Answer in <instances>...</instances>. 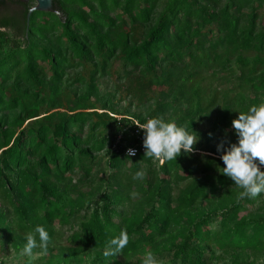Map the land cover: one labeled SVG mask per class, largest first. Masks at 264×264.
<instances>
[{
  "label": "trees",
  "instance_id": "16d2710c",
  "mask_svg": "<svg viewBox=\"0 0 264 264\" xmlns=\"http://www.w3.org/2000/svg\"><path fill=\"white\" fill-rule=\"evenodd\" d=\"M58 11L32 13L27 32L0 22L12 28L0 32V264L38 225L52 243L36 264H144L148 252L160 264H258L264 193L238 201L221 156L238 144L232 121L264 103V0H67ZM103 79L113 93L101 95ZM119 94L145 110L114 109ZM154 117L196 133L195 150L144 158L136 125ZM121 230L128 245L106 258Z\"/></svg>",
  "mask_w": 264,
  "mask_h": 264
},
{
  "label": "clouds",
  "instance_id": "9594fccd",
  "mask_svg": "<svg viewBox=\"0 0 264 264\" xmlns=\"http://www.w3.org/2000/svg\"><path fill=\"white\" fill-rule=\"evenodd\" d=\"M138 128L144 132L143 147L144 158L155 159L163 164L166 161H173L178 156L192 153L194 145L198 142V136L186 127H178L175 122H165L163 118L154 117L140 124ZM239 139L238 144L231 145L225 154L221 156L224 164L223 175L229 177L239 189H242L237 200L245 198L255 199L264 193V171L257 166L264 165V103L251 106L247 112H241L238 118L232 121ZM223 145H219L217 151ZM135 150L128 149L127 155L134 156ZM146 173L143 169L135 172L134 180H143ZM133 198L138 193L131 194ZM38 236V239H37ZM26 244L23 254L28 257L47 255L52 239L43 226H36L33 231L27 233ZM129 243V236L126 230H121L118 236L108 242L103 255L113 257L119 255ZM39 248V252H34ZM144 264H160L152 252L146 253Z\"/></svg>",
  "mask_w": 264,
  "mask_h": 264
},
{
  "label": "rangeland",
  "instance_id": "374dc122",
  "mask_svg": "<svg viewBox=\"0 0 264 264\" xmlns=\"http://www.w3.org/2000/svg\"><path fill=\"white\" fill-rule=\"evenodd\" d=\"M41 13V12H39ZM9 34H12L11 32L7 31ZM88 72L89 69H86V71L84 72V75L86 78H88ZM99 90L101 95H106L107 93H113L114 89L112 88V81H108V80H101V85H99ZM128 99L125 98V96L119 94V96L116 97V100L113 103V107L114 109L121 111V112H126L129 111V113H139L140 111H143L145 109H142L144 107H131L128 108ZM148 107V106H146ZM120 118V117H118ZM210 129V125L209 122L206 121L204 124H201L200 126V130L201 131H206ZM215 144L219 145V141H215ZM100 158L103 159V154L99 155ZM258 167H262V166H258ZM218 255V254H216ZM42 256V255H41ZM41 256H36L34 255L33 257H28L27 255L23 254V251H21L18 254H11L10 256L6 257L4 259V264H36V261L39 257ZM212 260V258H210ZM223 259H227L226 257H224ZM217 262L213 261L212 263L215 264ZM222 263V261H221ZM218 264V263H217ZM258 264H264V258L261 259Z\"/></svg>",
  "mask_w": 264,
  "mask_h": 264
},
{
  "label": "flooded vegetation",
  "instance_id": "af4514ba",
  "mask_svg": "<svg viewBox=\"0 0 264 264\" xmlns=\"http://www.w3.org/2000/svg\"><path fill=\"white\" fill-rule=\"evenodd\" d=\"M67 0H52V11L58 12V8L61 5H65ZM36 3L33 0L22 1V0H0V22L9 21L15 28H21L23 26L26 27V32L29 27V19L27 20L28 11L33 8ZM53 12H49L54 14ZM26 13V22L23 20V16ZM62 13H59L60 17ZM55 15V14H54ZM58 17V16H57ZM12 32V28H0V32Z\"/></svg>",
  "mask_w": 264,
  "mask_h": 264
},
{
  "label": "water",
  "instance_id": "95a60500",
  "mask_svg": "<svg viewBox=\"0 0 264 264\" xmlns=\"http://www.w3.org/2000/svg\"><path fill=\"white\" fill-rule=\"evenodd\" d=\"M22 1H29V0H22ZM36 5L31 8L27 13V20L29 16L34 12H41V13H47V12H53L52 11V0H33ZM56 16L60 17L58 12H53Z\"/></svg>",
  "mask_w": 264,
  "mask_h": 264
},
{
  "label": "built area",
  "instance_id": "2783aa9c",
  "mask_svg": "<svg viewBox=\"0 0 264 264\" xmlns=\"http://www.w3.org/2000/svg\"><path fill=\"white\" fill-rule=\"evenodd\" d=\"M129 149H130V148H129ZM131 149H133V148H131ZM127 150H128V149H127ZM127 150L125 151V154H126V155H127ZM134 150H135V153L137 154V151H138V150H136V149H134ZM136 154H135V155H136ZM135 155H134V156H135ZM127 156H128V155H127ZM134 156H128V157H134Z\"/></svg>",
  "mask_w": 264,
  "mask_h": 264
}]
</instances>
